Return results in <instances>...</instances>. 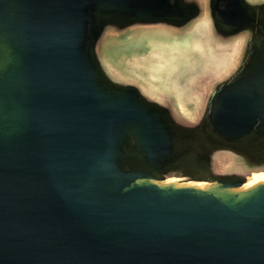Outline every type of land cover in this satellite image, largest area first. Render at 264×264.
I'll list each match as a JSON object with an SVG mask.
<instances>
[{
	"label": "water",
	"instance_id": "1",
	"mask_svg": "<svg viewBox=\"0 0 264 264\" xmlns=\"http://www.w3.org/2000/svg\"><path fill=\"white\" fill-rule=\"evenodd\" d=\"M198 1L0 0V264H264V185L227 191L231 170L264 167V0H229L230 33L204 0L208 30L245 48L194 124L103 71L109 30L177 32ZM222 150L236 164L216 173ZM156 173L217 185L161 187Z\"/></svg>",
	"mask_w": 264,
	"mask_h": 264
},
{
	"label": "rangeland",
	"instance_id": "2",
	"mask_svg": "<svg viewBox=\"0 0 264 264\" xmlns=\"http://www.w3.org/2000/svg\"><path fill=\"white\" fill-rule=\"evenodd\" d=\"M198 2L203 9L197 19L177 32L165 24H136L121 37L109 30L98 44L106 65L103 71L110 79L134 84L158 102L169 99L172 108L183 113L171 116L174 123L183 126L201 119L214 87L238 68L245 48L243 38L221 39L209 31L204 0ZM213 158L216 173L236 164L234 155L224 150L215 152Z\"/></svg>",
	"mask_w": 264,
	"mask_h": 264
},
{
	"label": "bare ground",
	"instance_id": "3",
	"mask_svg": "<svg viewBox=\"0 0 264 264\" xmlns=\"http://www.w3.org/2000/svg\"><path fill=\"white\" fill-rule=\"evenodd\" d=\"M199 149L198 145H195L191 149L190 156ZM190 172V170H189ZM232 176L237 182V186L229 188L227 191L233 193H244L253 189L256 186L264 185V167L249 169L245 167H239L230 171ZM255 177H258L255 183ZM149 183L170 188H193L196 190L207 191L217 185V182L209 178L196 177L190 174L183 175L179 173H156L152 178L148 179Z\"/></svg>",
	"mask_w": 264,
	"mask_h": 264
},
{
	"label": "flooded vegetation",
	"instance_id": "4",
	"mask_svg": "<svg viewBox=\"0 0 264 264\" xmlns=\"http://www.w3.org/2000/svg\"><path fill=\"white\" fill-rule=\"evenodd\" d=\"M228 1L229 0H218L217 4H216V7H215V10L214 11V15H215V18H217L218 20V23H219V26L220 28H222L224 31H226L227 33H230V32H233L235 31L236 27L234 26L235 24H227L224 22V20L219 16V11L220 12H224L226 11V6L228 4ZM242 9V8H241ZM253 13V12H252ZM236 16V15H235ZM231 22V21H230ZM232 23V22H231ZM179 112H181L179 110Z\"/></svg>",
	"mask_w": 264,
	"mask_h": 264
}]
</instances>
